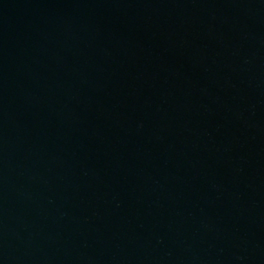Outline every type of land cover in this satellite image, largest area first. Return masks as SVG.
Masks as SVG:
<instances>
[{"label": "water", "instance_id": "water-1", "mask_svg": "<svg viewBox=\"0 0 264 264\" xmlns=\"http://www.w3.org/2000/svg\"><path fill=\"white\" fill-rule=\"evenodd\" d=\"M0 264H264V0H0Z\"/></svg>", "mask_w": 264, "mask_h": 264}]
</instances>
